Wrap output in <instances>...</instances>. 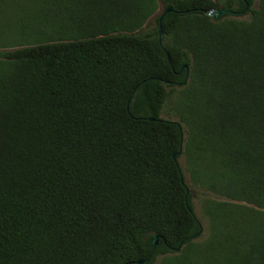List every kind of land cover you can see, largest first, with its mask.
<instances>
[{
	"label": "trees",
	"instance_id": "16d2710c",
	"mask_svg": "<svg viewBox=\"0 0 264 264\" xmlns=\"http://www.w3.org/2000/svg\"><path fill=\"white\" fill-rule=\"evenodd\" d=\"M258 1L0 0V264H264Z\"/></svg>",
	"mask_w": 264,
	"mask_h": 264
},
{
	"label": "rangeland",
	"instance_id": "374dc122",
	"mask_svg": "<svg viewBox=\"0 0 264 264\" xmlns=\"http://www.w3.org/2000/svg\"><path fill=\"white\" fill-rule=\"evenodd\" d=\"M215 1L221 6V5H223L225 0H215ZM258 3H259L258 0H254L253 8H257ZM239 18H241L243 20L249 19V17L247 15L246 16H240ZM35 20H36L37 24H39V23L41 24L42 19H40L39 16H36ZM16 21L18 23V19ZM48 21H49L48 19L45 20V22H48ZM14 24H15V20L7 19V18L3 19L2 18L1 22H0V27H1L2 30L3 29H7L8 30L11 27V25H14ZM154 26H155V22H153L151 24L149 29L154 27ZM149 29H147V30H149ZM162 118H164L166 120L176 121V122L179 121V119L176 116V113L174 111V97L170 98L166 102L165 107H164V111H163V114H162ZM178 162L180 164V167L182 169L183 175L185 177L186 184H187L190 192L192 193V198H191L192 206H193L194 211H195V213H196V215H197V217H198V219H199V221H200V223L202 225L203 234H202V237L198 240L199 242L207 241V239L210 236V219H209V217L206 215V213L204 211L206 200L211 199V200H216V201H219V202L228 203L230 205L229 207L232 208V209L242 208L244 211L252 209V206H250V205L244 204L242 206H238L240 204H238L237 202L230 201V200L224 199L222 197L206 193L205 191L194 187L192 185L191 175H190V173L187 170L186 159H185V156L183 154H181L178 157ZM232 228L233 229L240 228V229H244V230L247 229V227L243 226V223L240 222V221L234 223L232 225ZM159 260H160V258H159ZM159 260L157 261V264H158Z\"/></svg>",
	"mask_w": 264,
	"mask_h": 264
},
{
	"label": "water",
	"instance_id": "95a60500",
	"mask_svg": "<svg viewBox=\"0 0 264 264\" xmlns=\"http://www.w3.org/2000/svg\"><path fill=\"white\" fill-rule=\"evenodd\" d=\"M172 11V8H169L167 12H171ZM231 11L229 10H218V9H212V10H206L204 11V13L206 15H208L209 17L213 18L214 20H218V18L221 16V15H225V14H229ZM159 42H160V46L161 48L166 52V54L168 55V52L167 50L165 49L164 47V43H163V36H162V30H161V25L159 27ZM169 62H170V59H169ZM156 80H159V81H162L160 78H155ZM153 120V119H151ZM182 154V148L180 149V151L177 153V154H174L173 155V158L176 159L177 157H179L180 155ZM184 187L187 191V194L190 193V190L187 186V184L184 183ZM158 240H159V237H156L154 239V246H157L158 244ZM182 246H180L178 249H175V251H179L181 249ZM144 261H138V264H143Z\"/></svg>",
	"mask_w": 264,
	"mask_h": 264
}]
</instances>
